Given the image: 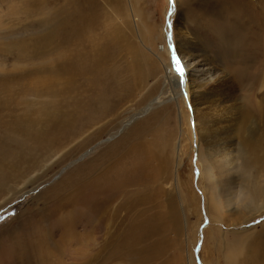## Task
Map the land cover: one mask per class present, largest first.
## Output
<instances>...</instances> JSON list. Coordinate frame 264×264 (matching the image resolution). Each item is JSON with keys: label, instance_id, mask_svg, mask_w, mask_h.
Returning a JSON list of instances; mask_svg holds the SVG:
<instances>
[{"label": "rangeland", "instance_id": "obj_1", "mask_svg": "<svg viewBox=\"0 0 264 264\" xmlns=\"http://www.w3.org/2000/svg\"><path fill=\"white\" fill-rule=\"evenodd\" d=\"M192 49L194 70L166 85L160 63ZM263 94L264 0H0V193L52 152L48 168L25 173L34 180L20 178L21 194L0 206V264H190L186 248L192 264H230L229 251L264 264V209L238 201L247 185L264 202V112L253 109L264 108ZM229 107L240 115L232 111L238 120L222 135ZM132 149L146 159L139 184L74 202ZM144 221L143 245L161 249L133 255L127 238L137 242ZM30 231L31 247L21 239ZM249 239L259 241L254 257L248 248L236 256Z\"/></svg>", "mask_w": 264, "mask_h": 264}, {"label": "bare ground", "instance_id": "obj_2", "mask_svg": "<svg viewBox=\"0 0 264 264\" xmlns=\"http://www.w3.org/2000/svg\"><path fill=\"white\" fill-rule=\"evenodd\" d=\"M228 11H229V9H228ZM221 25V24H220ZM241 28V27H240ZM242 31V30H241ZM184 39V40H183ZM181 40L183 41V42H185V44L186 45H192V47H195L194 45V43H192L191 42V38L190 37H188V36H186L185 35V33H182L181 32ZM221 42H223V41H221ZM223 46V45H222ZM157 47V46H156ZM226 49V48H225ZM157 50V49H156ZM160 52V51H159ZM192 52H194V53H196L197 52V50L195 49H192L191 50V52L190 53H188L187 55H185V56H183V55H181V56H179L180 58H181V60H182V62L179 60V58H178V60L180 61V63H181V66L183 67V69H184V74H185V72L187 71V69L188 70H192L194 67H192L193 66V62L192 63H190V58H189V55L190 56H192L191 54H192ZM235 52V51H234ZM154 54V53H153ZM164 54H165V52H164ZM163 54V55H164ZM198 55V54H197ZM156 57V56H155ZM157 58H158V56H157ZM159 62H161V61H159ZM205 63V62H204ZM161 65H162V67H163V71H164V76H165V81H166V85H168L170 82L172 83V82H174V79H175V82L177 81L178 82V80L179 79H182V77L180 76V75H178L177 73H176V71H175V67H174V65L170 62V63H166V62H162V63H160ZM192 67V68H191ZM194 70V69H193ZM234 70H236V69H234ZM233 70V71H234ZM213 73V71L212 70H210L209 71V76H211L212 77V75H214V73ZM169 75H170V77H169ZM186 75V74H185ZM177 76V77H176ZM184 76V75H183ZM177 78H178V80H177ZM218 78V77H217ZM217 78H216V80H217ZM211 79L212 78H210V81H211ZM226 79V78H225ZM235 80V79H234ZM220 81H221V79H220ZM222 82V81H221ZM220 82V83H221ZM229 81H226L225 83H227V85L229 84L228 83ZM222 83H224V82H222ZM212 84V83H211ZM213 85V84H212ZM214 86V85H213ZM182 87V86H181ZM210 87V86H209ZM215 87H218V86H215ZM221 87V86H220ZM222 88V87H221ZM224 88V87H223ZM210 89V88H209ZM231 89H233V88H231ZM229 91H231V90H229ZM217 92V91H216ZM231 93L232 94H235V92L232 90L231 91ZM173 94V93H172ZM264 95V94H263ZM177 96H178V94L176 95H174V96H172V99H175V100H177ZM216 96V95H215ZM235 95H233V96H231V99L230 100H226L225 99V101L224 102H230L231 100H232V97H234ZM216 97H218V98H220L219 96H216ZM171 99V100H172ZM217 100H219V99H217ZM222 100V99H221ZM249 100V99H248ZM249 102H252V101H250L249 100ZM218 103V102H217ZM231 103V102H230ZM229 103V104H230ZM224 104V103H223ZM228 104V105H229ZM233 104V103H232ZM220 106V105H219ZM226 108L228 107V106H225ZM235 107V106H234ZM234 107H232V108H230L229 107V109H224V110H222V113H221V115L225 118V120H226V123L228 124V129L226 130L225 128H221L222 129V135H225L227 132H229V131H233V126H234V124L236 123V120H238L236 117H235V114L236 113H234V114H232V111L234 110V111H236L237 110V115H240V109H234ZM251 107H246V109L247 110H249ZM254 110H260L261 112H264V108H262L261 106H258L257 108H253ZM262 109H263V111H262ZM218 112V111H217ZM245 112H247V111H245ZM126 113V112H125ZM125 121V120H124ZM124 121L122 122V124H124ZM238 122V121H237ZM102 126V125H101ZM226 127V126H225ZM97 128V127H96ZM99 129V128H98ZM102 129V128H101ZM100 131V130H99ZM254 129L252 128V129H250V131L248 132V135H250V137H252L251 136V134H253L254 135ZM98 132V131H97ZM52 146V145H51ZM175 147V146H174ZM141 149H142V153H146L147 152V150L149 149V146H144V147H141ZM154 149V148H153ZM53 150V149H52ZM55 150V149H54ZM139 149H135V150H133L132 149V151H130L129 152V154L131 153V154H133L132 156L130 155V156H128V158L127 157H124L125 155H127V152H125V155L123 156V160H122V158H121V156H119V155H121L122 153H118V154H116L115 156H117L116 158H114V159H112V166H107L108 168L106 169V170H104V171H100V169H98V174H97V180H95L93 183H84V185H83V187H85V188H81L79 191H77L76 193H75V195H74V197H73V199H74V202H79V201H81L82 199H84V198H86L87 196H89V194H99V193H101V192H103V193H107V192H116L117 190H118V188H121V187H123V186H125V185H129V184H139V181H140V174L142 173V168H143V166L145 165V163H146V159L144 158V156H143V154H142V156L140 155V157L139 156H137V157H134L136 154H137V151H138ZM150 150H151V147H150ZM177 150V152H178V149H176ZM49 153H47L46 155H44V156H42V157H40V158H38V159H36V160H34L33 161V163L32 164H30L29 166H28V168H27V170H26V172H24V173H22L19 177H17L16 179H15V181H14V185H13V187H12V189L11 190H7V192L5 193L4 191L3 192H1L0 193V206H2V205H6V204H8L9 202H8V200L11 198V199H13L12 197H14L15 199H16V196H17V194H21L20 193V189H21V187H20V189H18L17 188V184H18V181L20 180V178H22L21 179V181L26 177V174L28 173V172H31V170H33V169H35V168H37V167H39V166H41V168L40 169H43V172L48 168V166L49 165H46L50 160H48L49 158H51L52 156V152H51V148L49 147ZM56 151V150H55ZM176 152V153H177ZM174 153V152H173ZM224 153H226V152H224ZM178 154V153H177ZM236 155V154H235ZM231 156V155H230ZM229 156V157H230ZM232 158V157H231ZM205 159V158H204ZM219 160L221 161V159L219 158ZM235 160H237V158H235ZM234 160V161H235ZM107 161V160H106ZM225 162V161H224ZM236 163V162H235ZM238 163V162H237ZM44 164V165H43ZM53 164V163H52ZM109 164V163H108ZM213 164H214V162H210V160L209 159H207L205 162H204V165H202V170H203V178H204V180L206 181V183H207V185H206V192H207V194H208V200H209V203H210V206H212V208L215 210V211H218V210H220V208L222 207V203H221V199H220V194H219V192H218V190H217V185H218V183H219V181H218V179L216 178V176H215V174H214V166H213ZM107 165V164H106ZM31 166V167H30ZM226 166L227 167H229V169L231 170V169H233L234 167H235V164L234 165H231L230 164V162H229V159H227L226 160ZM234 166V167H233ZM30 167V168H29ZM29 169V170H28ZM102 169V168H101ZM139 172H141L140 174H139ZM26 173V174H25ZM95 175V174H94ZM142 175V174H141ZM30 178V177H29ZM29 178H27V179H25V181H22V184L23 185H27L28 183H30V181H33L34 180V178L33 179H29ZM13 179H14V177H13ZM37 179V178H36ZM86 179V178H85ZM177 179H175V181H176ZM228 180V179H227ZM227 182V181H226ZM81 183H76L73 187L74 188H78L79 187V185H80ZM228 184V183H227ZM130 185V186H131ZM142 185V184H141ZM138 187V186H137ZM126 188V187H125ZM124 188V189H125ZM129 188V187H128ZM205 188V187H204ZM75 191V190H74ZM111 194V193H110ZM109 194V195H110ZM259 195L260 196H263V194L262 193H258L257 194V192L256 191H254L253 192V194H251L250 193V190H249V188H248V186L246 185L244 188L243 187H241L240 189H239V195H238V197H241V200H238V201H241L240 203L242 204V206L244 205V206H246V205H253V207H246V209L248 210V211H253V210H258V211H260V210H263L264 209V202L263 201H259V203L258 204H256V198L257 197H259ZM179 196V195H178ZM181 197V196H180ZM43 198V197H42ZM95 198V197H94ZM99 198V197H98ZM101 198V197H100ZM10 199V200H11ZM181 199H182V197H181ZM180 199V200H181ZM9 200V201H10ZM102 200V199H101ZM100 200V201H101ZM258 201V200H257ZM34 202V201H33ZM71 202V201H70ZM99 202V201H98ZM182 203H184V201H181ZM32 203V202H31ZM261 203V204H260ZM93 205V204H92ZM98 205V204H97ZM181 205H183V204H181ZM100 207H102V206H100ZM182 207V206H181ZM243 209H245V208H242V211H243ZM222 210V209H221ZM98 212V211H97ZM249 213V212H248ZM220 214V213H219ZM261 214V213H260ZM120 218V217H119ZM121 219V218H120ZM244 219H246V218H244ZM32 221V220H31ZM40 221V220H39ZM248 221V220H247ZM35 223V222H34ZM34 223H33V225H34ZM40 223V222H39ZM121 223H123V222H121ZM185 223H186V221H185ZM186 225V228H187V224H185ZM35 226V225H34ZM37 226V225H36ZM135 226H138V224H136ZM33 227V226H32ZM38 227V226H37ZM145 221L144 222H142L141 223V225H140V228L137 230V234H138V236L140 235V237H138V241L137 242H132V241H135L136 239H137V237L135 236V235H131L130 236V238L128 237L127 238V245H126V249L128 250L129 248L132 250V254L133 255H135V254H140V253H143V252H153V251H155V250H159V249H161V247H159L160 246V243L159 242H155L154 244H152V245H150V246H144L143 245V243H144V241H145V237H144V234L145 233H147L146 232V230H145ZM255 229V228H254ZM1 230H3V229H1ZM30 230V229H29ZM35 230V229H34ZM33 231V230H32ZM37 231V230H36ZM40 231V230H39ZM42 232H43V230H41ZM129 231V230H128ZM156 231V230H155ZM160 231V230H159ZM249 231V230H248ZM38 232V231H37ZM246 232V230L244 231V233ZM22 233V232H21ZM155 233H158V232H155ZM248 233V232H247ZM261 233V232H260ZM4 234V233H3ZM38 234H40V232L38 233ZM31 235V231L30 232H28V233H24L23 235H22V237H21V239H23V243H30V240H31V245H30V247L31 246H33V245H35V240L33 239V238H31L32 237V235ZM158 235V234H157ZM247 235V234H246ZM255 236V235H254ZM11 236H9V239H11L10 238ZM14 237H16V236H14ZM12 238L13 240H15L16 238ZM39 237V236H38ZM30 239V240H29ZM158 239V238H157ZM186 239V238H185ZM258 239V238H257ZM12 240V241H13ZM163 241V239L162 238H160V239H158V240H156V241ZM8 242H11V241H8ZM19 242H21V241H15V242H13L11 245H14V248H17V249H22L21 247H20V245H21V243H19ZM36 242L38 243V244H42V242H43V240H41L40 239V241L39 240H37L36 239ZM47 242V241H46ZM259 241L257 240H255V239H249V241H247L246 243H243V248L241 249V248H239L241 251H239L238 249H236V250H238L237 252H236V256H238L239 254H241V253H247L249 250H247L246 248H248V249H252L253 250V253L250 255V257L251 258H253L254 257V248H256L255 247V244H257ZM231 243V242H230ZM10 244V243H9ZM47 244H49V243H47ZM45 245V244H44ZM106 245V244H105ZM117 246V245H116ZM128 246V247H127ZM140 247V249H142V250H140V249H137V247ZM230 246V245H229ZM257 246V245H256ZM11 246H9V248H10ZM106 247V246H105ZM111 247V246H110ZM118 247V246H117ZM116 247V248H117ZM186 247H187V245H186ZM237 246H235V248H236ZM114 248V247H113ZM120 248V247H119ZM122 248V247H121ZM123 249V248H122ZM187 250H185L184 252H185V255L184 254H181L182 255V258H185V257H187V259H188V261H190L189 263L190 264H192V260H191V257H190V250H188V248H186ZM23 250V249H22ZM112 250V249H111ZM161 251V250H160ZM233 251H229V254H228V256H230L231 255V259H230V264H241V260H238V259H236V257H235V253L233 252ZM116 253V252H115ZM21 254H23V252H21ZM113 254V253H112ZM111 254V255H112ZM110 255V256H111ZM106 257V256H105ZM243 257H245V256H243ZM21 258V257H20ZM106 260H107V258H106ZM109 260H111V259H109ZM244 262V261H243ZM87 264V263H86Z\"/></svg>", "mask_w": 264, "mask_h": 264}, {"label": "snow or ice", "instance_id": "obj_3", "mask_svg": "<svg viewBox=\"0 0 264 264\" xmlns=\"http://www.w3.org/2000/svg\"><path fill=\"white\" fill-rule=\"evenodd\" d=\"M169 2L171 3L172 0H169ZM172 63H173V65H174V67H175V71H176V73H177L178 75H180L181 77H183V75H184V69H183V67L181 66L180 61L176 58L175 55H173ZM181 83H183V79H181ZM0 219H2V218H0Z\"/></svg>", "mask_w": 264, "mask_h": 264}]
</instances>
